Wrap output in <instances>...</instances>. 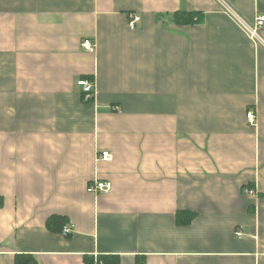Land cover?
<instances>
[{
  "label": "crops",
  "instance_id": "0c3cea01",
  "mask_svg": "<svg viewBox=\"0 0 264 264\" xmlns=\"http://www.w3.org/2000/svg\"><path fill=\"white\" fill-rule=\"evenodd\" d=\"M258 15L264 0H0V264H264V27L253 41L237 20Z\"/></svg>",
  "mask_w": 264,
  "mask_h": 264
},
{
  "label": "built area",
  "instance_id": "2783aa9c",
  "mask_svg": "<svg viewBox=\"0 0 264 264\" xmlns=\"http://www.w3.org/2000/svg\"><path fill=\"white\" fill-rule=\"evenodd\" d=\"M139 20L140 17L138 15H132L129 21V27L133 29L137 21ZM237 20L239 21L243 29L247 32L251 40L253 41L261 40L260 30L264 27V15L256 16L255 21L252 25H248L244 23L239 17L237 18ZM80 45L83 50L88 51L89 53H94L96 51L95 42L89 38L82 39ZM76 84L81 88L82 99L84 101L92 100L93 96L95 95L94 81L92 79L80 78L76 81ZM246 120L249 124L253 126L256 124V115L253 109L249 110L246 113ZM95 160L111 161L112 155L108 151L97 152L95 153ZM86 191L95 196L100 194H107L111 191V183L106 180H100L98 178H94L87 185ZM246 193L252 197H255L257 194L256 189L251 187L246 189ZM73 228H74L73 224L67 223L63 226L61 234L68 235L73 231ZM237 235H240V233H237ZM96 259L97 256H95V261Z\"/></svg>",
  "mask_w": 264,
  "mask_h": 264
},
{
  "label": "trees",
  "instance_id": "16d2710c",
  "mask_svg": "<svg viewBox=\"0 0 264 264\" xmlns=\"http://www.w3.org/2000/svg\"><path fill=\"white\" fill-rule=\"evenodd\" d=\"M194 13L179 11L173 14L174 20L177 23H194L199 20L195 18ZM191 215L188 216L190 218ZM188 218L182 220V217H179V220L183 223H186ZM67 224L65 217L61 215H52L46 221V227L52 232L61 233L63 226ZM14 264H37L35 258L29 254H18L15 256ZM84 264H119V259L116 256H101L97 257L96 261L92 256H86L84 258Z\"/></svg>",
  "mask_w": 264,
  "mask_h": 264
}]
</instances>
